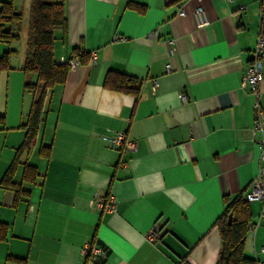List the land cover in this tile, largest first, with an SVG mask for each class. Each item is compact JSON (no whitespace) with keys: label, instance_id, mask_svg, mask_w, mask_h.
<instances>
[{"label":"crops","instance_id":"0c3cea01","mask_svg":"<svg viewBox=\"0 0 264 264\" xmlns=\"http://www.w3.org/2000/svg\"><path fill=\"white\" fill-rule=\"evenodd\" d=\"M12 1L16 10L24 2ZM63 2L55 61L73 49L88 56L46 93L36 136L18 155L37 95L25 83L35 76L20 67V41L0 42V57L16 51L0 69V264H217L225 199H245L264 166L251 130L255 101L264 109V65L258 98L240 85L260 0ZM109 73L134 77L138 90L114 89ZM115 130L136 150L112 148ZM107 194L115 211L90 204ZM248 204L256 227L246 231L244 255L264 264V200ZM153 225L161 236L149 240ZM87 243L104 253L88 259Z\"/></svg>","mask_w":264,"mask_h":264},{"label":"trees","instance_id":"16d2710c","mask_svg":"<svg viewBox=\"0 0 264 264\" xmlns=\"http://www.w3.org/2000/svg\"><path fill=\"white\" fill-rule=\"evenodd\" d=\"M63 0H24L16 10L12 0L0 1V42L18 40L21 44V69L34 81H27L25 87L37 95L23 126L26 134L17 149V155L31 145L45 113L46 93L55 85L62 84L70 69L68 59L56 62L53 55L54 31L65 30L66 16ZM15 50L5 51L0 57V69L9 68V56ZM72 56L79 63L88 55L73 49ZM115 77L114 89L136 93L139 82L134 77L109 73L107 78ZM138 83V84H137ZM14 164L6 172V180L12 175ZM26 171V167H25ZM231 219L228 221V215ZM250 221L248 201L241 195L232 200L225 199L224 210L216 221L221 236V248L217 264H257L254 259L244 255V240L247 224Z\"/></svg>","mask_w":264,"mask_h":264},{"label":"built area","instance_id":"2783aa9c","mask_svg":"<svg viewBox=\"0 0 264 264\" xmlns=\"http://www.w3.org/2000/svg\"><path fill=\"white\" fill-rule=\"evenodd\" d=\"M184 11L181 9L179 11L180 15H183ZM259 27L257 30L255 47L253 50V59L250 64L247 65L244 75L241 78L240 85L243 88L251 89L256 97L258 98V83L262 77V65H264V0H260L259 7ZM194 17L196 20V25L198 27H203L208 24V19L204 13L201 6H198L194 10ZM123 36L116 35L115 40L123 39ZM169 46L172 47L173 40L168 39ZM90 59L92 61L96 60L95 53L90 54ZM60 62H65V59L61 58ZM70 68H74L79 64L78 58L76 56H71L68 59ZM166 69H170V65H166ZM158 83L156 79H153L151 89L153 92L156 91ZM179 98L182 102H186L187 98L184 93L179 94ZM254 118L251 124V130L253 133V141H255L260 149L258 163L264 162V109L261 108L258 100L253 104ZM109 145L112 148L118 150H129L134 151L137 148V141L127 137L125 131L115 130L111 136L107 137ZM246 201L264 200V166H258L257 173L252 181L251 188L244 195ZM98 210H106L108 212H113L116 209L115 199L112 195H102L96 200L90 202ZM256 227L255 223L249 222L247 224V229L254 230ZM149 240L159 239L161 233L159 231L158 225H153L151 229L146 234ZM81 253L85 255L90 260H95L99 255L104 253L103 248L97 243H87L82 249Z\"/></svg>","mask_w":264,"mask_h":264},{"label":"water","instance_id":"95a60500","mask_svg":"<svg viewBox=\"0 0 264 264\" xmlns=\"http://www.w3.org/2000/svg\"><path fill=\"white\" fill-rule=\"evenodd\" d=\"M230 219H231V214L228 215V221H230Z\"/></svg>","mask_w":264,"mask_h":264}]
</instances>
